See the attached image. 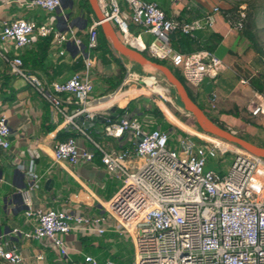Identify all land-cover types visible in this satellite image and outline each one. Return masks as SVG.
<instances>
[{
  "label": "built area",
  "instance_id": "2783aa9c",
  "mask_svg": "<svg viewBox=\"0 0 264 264\" xmlns=\"http://www.w3.org/2000/svg\"><path fill=\"white\" fill-rule=\"evenodd\" d=\"M105 21L112 24L130 46L146 52L151 57L167 61L183 75L189 87L199 88L207 77L215 78L224 68L222 58L213 51L203 49L183 53L173 48L171 35H194L197 31L213 27L216 14L223 13L232 29L246 28L247 8L223 6L218 3L202 16L186 20L169 15L152 0H98ZM126 2L130 10L122 7ZM32 5L45 10L62 9L63 0H33ZM152 32L156 38L149 45L141 43L131 31V24ZM102 21L91 16L88 47L97 48ZM52 36L60 54H65L64 44L74 39L76 32L69 27L60 30L48 21L12 19L3 23L0 38L12 39L18 47L29 46L33 36ZM12 72L23 77L53 107L61 112L67 124L75 125V118L88 113V102L94 90L93 82L80 72L65 81L46 84L37 74L30 73L21 56L8 58ZM87 69L93 60L86 59ZM140 84L153 97L168 101L171 85L155 77L140 76L129 70L124 86ZM159 86L164 92L155 91ZM168 93L169 97L165 94ZM218 95L210 96L209 108H217ZM66 104L76 106L68 113ZM252 116L264 114V102L252 101ZM104 123L103 133L121 138L131 133L134 147L109 150L105 144L81 129L92 147H81L74 137L59 141L54 147L55 160L76 165L91 161L100 153L106 169L122 181V186L110 202L108 212L126 231L135 233L136 252L133 264H264V182L257 178V170L263 159L246 151L232 148L224 139L211 140L196 133L172 137L161 128L146 130L135 115L125 114ZM234 132V131H233ZM11 129L7 116H0V148L10 146ZM144 134L139 143L137 138ZM233 154L227 169H223L225 156ZM215 166L210 167L212 161ZM222 165V167H220ZM30 177V185L24 192L26 216L35 217L33 232L27 237L49 240L62 256H67L70 245L67 237L75 224L98 223L100 217L74 215L66 210L35 207L31 192L38 188L40 176L32 168L18 164ZM18 231V230H16ZM103 232V229L99 230ZM43 258V254H37ZM0 260L8 264H25L22 252L9 247L0 236ZM74 264H114L112 260L101 262L87 254Z\"/></svg>",
  "mask_w": 264,
  "mask_h": 264
},
{
  "label": "crops",
  "instance_id": "0c3cea01",
  "mask_svg": "<svg viewBox=\"0 0 264 264\" xmlns=\"http://www.w3.org/2000/svg\"><path fill=\"white\" fill-rule=\"evenodd\" d=\"M32 1L0 0V32L6 20L24 18L48 21L60 30L73 28L81 45L71 39L64 44L65 54H60L52 37L47 57L42 61L39 59L45 46L42 39L48 36L35 34L33 42L23 48L18 47L12 39L3 41L0 38V116H7L11 129L10 146L0 148V236L9 247L19 248L25 264H74L82 261L87 254L101 262L112 260L114 264H133L135 233L133 230L126 231L108 212L110 202L122 186L121 179L106 169L100 153H96L91 161L72 165L66 161H56L54 147L59 142V133L63 131L72 133L79 146L88 148L92 145L81 129L105 144L109 150L133 148L135 138L131 133L121 138L108 137L103 133L104 123L100 121L88 129L77 123L71 127L72 124L65 122V116L29 82L12 72L8 58L21 56L27 60L26 69L37 74L46 84L55 80L65 81L74 72L87 76L94 84L87 105L91 116H114L117 119L125 115L119 114L118 110L130 104L133 111L129 115L137 116L146 130L161 128L172 137H177L182 135L177 131V126L186 133L194 134L198 133L195 131L197 126L192 116L181 107L174 105L172 109L168 101L156 97L153 98L157 104L162 109L167 108L176 120H157L144 112L151 105L148 92L140 84L124 86V80L129 70L145 77L150 72L117 52L101 27L99 35L107 40L110 50L104 54L103 50L88 47L91 16L94 13L82 7L80 0H63L62 9L55 11L32 5ZM152 1L158 2L169 15L186 20L198 18L220 3L219 0ZM122 7L130 12L126 2H122ZM131 31L145 45L156 38L149 30L133 23ZM116 32L124 41L117 29ZM253 34L250 30L232 29L224 14L218 13L213 27L199 30L194 35L173 33L171 44L183 53L209 49L223 59L225 66L217 77H207L199 88L190 87L193 96L215 122L231 131L243 132V138L264 146V114L252 116L249 109L252 101L264 102V55L256 36L251 37ZM87 58L93 60L89 69ZM155 90L164 92L163 88ZM122 91L130 93L111 105L98 108ZM213 93H217L218 103L216 109L210 110L209 101ZM170 98L178 99L175 92ZM66 107L69 114L76 109L72 104H66ZM205 137L214 140L211 136ZM18 164L32 168L40 176L38 188L31 192L35 207L102 218L95 224H75L67 237L70 245L67 256H62L49 240L25 235L33 232L36 218L26 216L24 192L30 185V177ZM37 254H43V258H37ZM0 264L8 263L0 260Z\"/></svg>",
  "mask_w": 264,
  "mask_h": 264
},
{
  "label": "water",
  "instance_id": "95a60500",
  "mask_svg": "<svg viewBox=\"0 0 264 264\" xmlns=\"http://www.w3.org/2000/svg\"><path fill=\"white\" fill-rule=\"evenodd\" d=\"M88 1L91 5L93 13L99 20L102 21L101 28L110 39L113 48L123 56H126L132 61H134L135 63L146 68L154 69L159 74L163 75L166 78L167 82L175 90L177 97L182 103L184 109L192 117H194L195 121L204 132L216 136L218 138L224 139L230 143H233L248 153L264 158V146L255 144L215 122L204 111V109L190 96L186 84L174 73V71L168 65L154 61L139 49L127 45L121 38H119L116 29L103 18L98 0ZM145 98L147 100H150L149 97ZM110 118L113 119L114 116H111ZM107 120V117L100 118L97 115L88 117L87 112L79 114L75 118V121L78 125L83 126L87 129L95 125L98 121L106 123ZM71 127H74V125H71ZM143 137L144 134L138 136L137 140L139 143L142 141Z\"/></svg>",
  "mask_w": 264,
  "mask_h": 264
},
{
  "label": "rangeland",
  "instance_id": "374dc122",
  "mask_svg": "<svg viewBox=\"0 0 264 264\" xmlns=\"http://www.w3.org/2000/svg\"><path fill=\"white\" fill-rule=\"evenodd\" d=\"M220 3L224 4L225 6H228V7H231V8H237L241 5H244L246 6L247 8V14H248V20H247V26H249L250 30L254 33V35L256 36V38L258 39V42L262 48V51H263V55H264V0H219ZM168 63V62H167ZM169 64V63H168ZM170 65V64H169ZM146 70H148L149 73V76L150 77H155L159 80H164V81H167L166 78L159 74L157 71H155L154 69H151V68H146ZM170 95L172 94V92H174L175 90L170 87ZM152 89H154L152 87ZM148 92H151V91H148ZM176 94V92H175ZM167 97H169V94L166 93L165 94ZM177 95V94H176ZM168 105L170 108H174V105L176 106H179L182 108V110L185 112V113H188L182 103L180 102L179 98L178 99H175L174 98L171 100V98H169L168 100ZM194 118V117H193ZM228 129V128H226ZM195 130V129H194ZM197 131L198 133L202 134V137H199V138H202V139H206V135L207 136H211V137H214V138H217L216 136H213L211 134H208L204 131H198L197 129L195 130ZM194 134V133H193ZM235 134L243 137L242 135H245L243 132H235ZM232 144V148L235 149V150H238V151H244L242 148L238 147L237 145ZM233 154H227L225 156L226 158V161L224 162V168L223 169H227L228 165L231 164L232 160H233ZM217 160H214L212 161V164L210 167H215L213 165V163H218L216 162ZM222 167V165L220 166ZM257 178L258 180H261V182L263 183L264 182V159H263V163L262 165H260V167L258 168L257 170Z\"/></svg>",
  "mask_w": 264,
  "mask_h": 264
},
{
  "label": "trees",
  "instance_id": "16d2710c",
  "mask_svg": "<svg viewBox=\"0 0 264 264\" xmlns=\"http://www.w3.org/2000/svg\"><path fill=\"white\" fill-rule=\"evenodd\" d=\"M80 5L84 8H86L90 13H93V10L91 8V5L89 4V1L88 0H80ZM250 27L247 26L246 24V28L244 30H250L249 29ZM251 31V30H250ZM253 38L254 37V34L251 36ZM99 45L98 47L96 48V50H103L104 54H106L110 49H108V42L106 39H104L103 37H101L99 35ZM52 41V36H48V37H45L42 39V43H44V48L41 52V55L39 56V59L40 60H44L46 57H47V53H48V50H49V47H50V43ZM209 50V49H208ZM146 55H148L152 60L154 61H157V62H160V63H163V64H166L168 65L173 71L174 73L186 84L185 82V79L183 77V75L181 74V72L177 69H175L172 65H169L167 63V61H164V60H160V59H157V58H154V57H151L149 54H147L146 52H144ZM24 61V64L27 63V60L23 59ZM187 86V89L189 91V94L190 96L195 100L194 96H193V93L190 89V87L186 84ZM263 89V87H261V90ZM175 92V91H174ZM147 95L151 98V105L149 108H146L144 109V112L153 116L154 118H156L157 120H162V121H167L169 119L171 120H176L172 114L170 113V111L165 108V109H162L158 104H157V100L155 98H153L152 94L150 93H147ZM196 101V100H195ZM133 110H132V107L130 106V104L126 107V108H121L118 110V113L123 115V114H129L131 113ZM214 121L215 119L213 117H211ZM191 119L193 120V122L196 124L197 126V129L199 131H203L199 125L197 124V122L195 121V119L193 117H191ZM178 122V121H177ZM181 126H183V123H180ZM222 127L226 128L224 125L220 124ZM172 126V124H170V127ZM177 131L179 133H181L182 135H186L187 133L185 131H183L179 126H177ZM74 137L72 133L70 132H67V131H63L61 133H59L58 135V140L61 142V141H67L69 140L70 138Z\"/></svg>",
  "mask_w": 264,
  "mask_h": 264
},
{
  "label": "bare ground",
  "instance_id": "6f19581e",
  "mask_svg": "<svg viewBox=\"0 0 264 264\" xmlns=\"http://www.w3.org/2000/svg\"><path fill=\"white\" fill-rule=\"evenodd\" d=\"M154 89L153 90H155V89H157V88H159V89H161L159 86H152ZM155 91H157V90H155ZM130 93V91H122V92H120V93H118L111 101H109V102H107V103H105V104H103V105H101V106H99L98 108H102V107H105V106H108V105H111L112 103H114L115 101H117V100H119L121 97H123L124 95H127V94H129ZM214 138V137H213ZM217 138H214V140H216Z\"/></svg>",
  "mask_w": 264,
  "mask_h": 264
}]
</instances>
